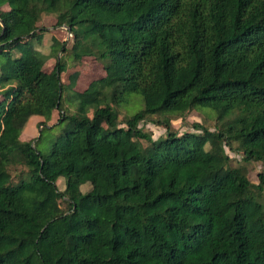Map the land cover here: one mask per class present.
I'll return each mask as SVG.
<instances>
[{
	"label": "trees",
	"instance_id": "1",
	"mask_svg": "<svg viewBox=\"0 0 264 264\" xmlns=\"http://www.w3.org/2000/svg\"><path fill=\"white\" fill-rule=\"evenodd\" d=\"M85 57L106 75L79 92ZM0 95V264H264V0H0ZM198 107L215 126L175 130ZM56 110L43 154L21 134Z\"/></svg>",
	"mask_w": 264,
	"mask_h": 264
},
{
	"label": "rangeland",
	"instance_id": "2",
	"mask_svg": "<svg viewBox=\"0 0 264 264\" xmlns=\"http://www.w3.org/2000/svg\"><path fill=\"white\" fill-rule=\"evenodd\" d=\"M9 6H4V9H8ZM56 18L54 16H46L42 20L39 21V25L41 27H47L48 31H46L44 35L43 42L50 46L52 44V38L58 37L60 40H64L66 42H70L71 40L68 34V30L66 27H57L56 26ZM62 52H59V57ZM82 64L77 67L80 72V75L77 78L76 85L74 90L79 92H84L90 84L94 80H98L106 75L105 64L101 60H98L94 57H85ZM56 64V58L52 57L46 61L43 66V69L47 72L51 71V69ZM67 75V74H66ZM65 75V83L69 82L68 77ZM65 103L71 109L72 112H75L77 109V102L74 99L73 95L65 96ZM3 99L2 95H0V101ZM145 103L143 96L137 93H132L128 96V102L121 105L120 109V118H126L134 115L136 112L144 109ZM91 114V112H90ZM60 113L58 110L54 111L51 118L48 121L41 116H32L24 131L21 134V138L23 140H31L39 137L42 134L40 141L37 143V148L43 154H48L51 150L53 142L56 138L63 132V129L66 126V122L59 121ZM172 120L173 127L179 133H183L185 131H195L196 129L193 127V124L196 122H200L201 124H205L208 127L213 128L217 121V113L214 109L210 107H198L187 113L185 116L181 117L179 115H174ZM45 123V128L41 131L43 127L42 123ZM146 131H150L153 134L155 139L160 136H164L166 134V128L160 124L153 123L151 121H144L140 124ZM145 144V140H143ZM232 157H237L236 154H233L228 150ZM263 170L262 165L256 164L250 172V177L254 182H259V172ZM90 183H87L83 190L86 191ZM59 187L63 188V181L59 182Z\"/></svg>",
	"mask_w": 264,
	"mask_h": 264
},
{
	"label": "water",
	"instance_id": "3",
	"mask_svg": "<svg viewBox=\"0 0 264 264\" xmlns=\"http://www.w3.org/2000/svg\"><path fill=\"white\" fill-rule=\"evenodd\" d=\"M66 28H68L67 26H65ZM68 30V29H67ZM69 35H70V32H69Z\"/></svg>",
	"mask_w": 264,
	"mask_h": 264
},
{
	"label": "built area",
	"instance_id": "4",
	"mask_svg": "<svg viewBox=\"0 0 264 264\" xmlns=\"http://www.w3.org/2000/svg\"><path fill=\"white\" fill-rule=\"evenodd\" d=\"M68 34H69V32H68ZM70 35H71V33H70ZM70 35H69V37H70Z\"/></svg>",
	"mask_w": 264,
	"mask_h": 264
}]
</instances>
